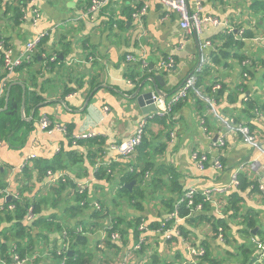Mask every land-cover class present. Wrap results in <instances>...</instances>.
Returning a JSON list of instances; mask_svg holds the SVG:
<instances>
[{
	"label": "crops",
	"instance_id": "crops-1",
	"mask_svg": "<svg viewBox=\"0 0 264 264\" xmlns=\"http://www.w3.org/2000/svg\"><path fill=\"white\" fill-rule=\"evenodd\" d=\"M139 1L149 3L147 16L141 22L131 18L123 28L120 22L126 19L123 17L126 14L124 11L131 5L135 7ZM35 4L41 11L36 25L32 24L30 16L20 24H15L8 16L0 15V25H4L3 37L13 45L14 56L20 54L26 42L35 38L40 31L47 32L36 50L38 60L25 69L15 71L12 76L14 84L22 82L30 88H37L38 107L31 99L22 112L21 103V120L34 121L24 146L12 147L7 141L0 142V180L6 186L5 190H0V208L7 201V196L18 198L24 192L43 202L45 216L54 218V222L59 221L64 226L72 225L78 218L69 209L75 203L71 195L73 192L71 189L60 195L51 192V187L56 185L51 186V182L57 173H63L65 178L68 175L77 184L89 182L88 188L93 186L91 201H105L112 214L128 219L137 215L155 220L166 217L162 201L164 198H178V194L172 193L166 186L172 185L173 173L184 190L189 187H195L199 191L227 187V193L235 188L231 184L234 174L245 173L259 184L260 191L243 196L248 207L259 210V223L254 230H264V64L261 63L264 60V37L258 36L247 41L242 50L248 54L244 63L232 59L231 67L213 66L215 75L228 76L222 80L221 85L225 84L226 92L220 101H215L214 106H200L196 98L190 95L177 109L174 125L168 129L157 121L148 120L147 128L153 137L150 158L163 163L166 175L160 177L162 181L154 186L159 188L155 191L157 196L150 194L148 204L141 211L128 205L130 203L127 200L118 199L117 191L122 174L130 169V160L137 156L135 164L143 163L136 154L123 159L112 149V145L126 140L133 134L137 124L152 112L144 115L136 103L124 95L131 94L130 90L137 80L139 83L157 75L164 78L163 87L158 82L161 90L171 93L179 90L190 74L198 69L202 70L204 60H210V52L221 41L209 46L204 43L206 40L212 42L210 37L222 33L224 27L209 26L203 32L185 34L180 26L179 13L169 10L161 0H122L121 4H114L94 14L85 10L88 0H35ZM249 4V0H204L203 14L218 16L234 22L236 26L251 25L248 21L253 23L254 20L248 11ZM83 12L86 17L78 18ZM55 53L61 56L63 62L56 60V57H49ZM130 54L135 58H144L151 66L149 72L152 73L146 74L139 63L137 65V62L128 60ZM167 57L175 58L176 64L171 70L160 68L161 60ZM245 62L252 72L251 76L242 74ZM2 67L0 62V69ZM136 67L141 74L134 81L130 79V75L131 70ZM33 75L36 77L35 81ZM210 81L207 83L210 84ZM147 85L154 88L150 80ZM202 89L204 98L213 96ZM88 97V107L80 111ZM248 97L259 98L256 108L260 109V114L256 113L258 116L252 119L244 112ZM44 116L68 126L73 136L93 133L103 140V144L98 147L90 145L83 138L72 139L62 131L48 133L41 130L40 121ZM242 120H250L256 125L257 128L253 131L258 137L257 145L245 142L236 131V123ZM89 149L96 152L95 158L88 157ZM73 150L83 154V157L75 160L73 167L71 166L72 171L60 167L58 158L62 156L67 163L68 154ZM194 150L205 152L212 159H208L201 168L192 158ZM218 156L221 158L222 168L214 163V158ZM55 160L60 170H56L53 175L48 174L50 170L46 174L41 170V174L38 163L43 168L45 164ZM98 162H101L100 166L107 167L112 174L111 178L91 179ZM154 177V171L150 172L146 180L150 183ZM149 183L141 187L148 188L151 192L155 188ZM221 194V197L226 195ZM119 203L125 204L126 208ZM243 207L242 214L248 211ZM92 210L93 206L87 211L88 214ZM238 218H234L232 223L231 234L234 237H239L237 230L244 225L241 222L243 219ZM88 221L97 222L90 217ZM209 229L208 225H201L194 230L208 238ZM51 233L54 236L52 239L55 238L58 235L57 228L54 227ZM165 234L166 238L179 237L177 228ZM97 235H100L99 231L93 237L97 238ZM155 236L151 237L156 238ZM132 238L133 229H130L127 246L122 253H118L116 262L130 260L131 256L125 254L135 243ZM162 238L157 236L159 244L155 248L168 250L170 254L176 251L186 256L188 253L189 242L178 238L173 244L164 246L165 238ZM256 238L259 239L255 236ZM96 260L99 261V258Z\"/></svg>",
	"mask_w": 264,
	"mask_h": 264
},
{
	"label": "trees",
	"instance_id": "trees-1",
	"mask_svg": "<svg viewBox=\"0 0 264 264\" xmlns=\"http://www.w3.org/2000/svg\"><path fill=\"white\" fill-rule=\"evenodd\" d=\"M29 1L30 0H0V15L8 16L9 20H12L13 23L20 24L26 20L24 15L26 10L29 9ZM249 1L250 4L248 11L254 20L253 23L248 21V24L251 25L245 26L243 24H238L236 26L234 22L230 21L234 28L232 31L227 27H224L222 33H217L216 35L211 36L210 39L212 40V43L217 41L221 42L220 45L216 46L210 52V60H204L205 63L202 70L200 71V69H198L194 74H190L191 76L195 75L197 77L195 86L189 89L186 97L173 105L170 112L163 115L155 114L150 118L151 122L157 121L167 129L171 125H174L177 109L190 95L196 98V102L200 106L207 104L210 105L207 100L208 98H213L214 101H220L223 98L221 96L226 92V87L225 84L221 86L222 80L228 76L221 74L215 75L214 69H212L213 66L222 65L225 68L231 67L232 59H237L240 63H244V61L248 59V54L242 52V50H244L247 41L253 40L258 36H261L260 38L264 37V0ZM121 2L111 3L104 7L100 12L114 4L119 5ZM90 4L91 0H88V5L85 10H87ZM146 4L148 5L149 12V3L143 1H139L135 7L131 5L126 8L124 11L126 14L123 16L124 18L126 17V19H123V21L120 22V25L124 28L131 18L136 19L134 14L139 12ZM3 30L4 25H0V41H6L4 43V49L13 48V45L10 44L9 40L3 37ZM241 30H243V33H240ZM4 57L5 53L0 49V62L3 65L2 69H0V85L2 80L8 75V71L4 68ZM38 57V54H35L31 60L24 61L20 67L16 68V71L27 68L32 62L37 61ZM49 57L51 59L56 57V60H61V56L57 53H55L54 56L49 55ZM170 58L173 57H167L165 59L169 60ZM173 59L175 60V58ZM48 62H50V59ZM138 63L141 66L140 62H137L136 64L138 65ZM200 63L201 65L203 64L202 62ZM261 63L264 64V60H261ZM244 66L242 74H244V76H251L252 72L249 70V66L246 65V62ZM150 68V65L147 69L143 68L146 74L152 73V71L149 72ZM131 71V80L135 81L140 78H137V76L141 74V72L137 70V67L133 68ZM14 74L15 72L11 73L10 77L12 78ZM32 78L34 81L36 80L34 75ZM144 78L145 77L143 76L142 79ZM142 81L138 83L137 80V82L134 83V89L140 85ZM208 81H210V84L207 83ZM12 83V81L7 83L6 93ZM215 84H220L221 88L219 90H214L212 86ZM182 86L183 84L180 88ZM202 88L205 89V93H211L213 96L204 98L202 96V93H204ZM36 89V87L30 88L26 84V104L33 99L34 105H38V93ZM134 89L130 90V93H132ZM22 95V85L13 83L8 109L0 112V142L7 141L12 147L24 146L29 132L32 130V126H34V121L26 122L21 120L20 108ZM5 100L6 95L0 99V109L5 106ZM258 102L259 98L248 97L244 112L248 114L250 119L258 116L256 114L257 109L260 114V109L256 108ZM37 113L38 111L36 109V114ZM242 121H239L240 123L236 124H246L252 130H256V125L250 120ZM66 130V134L74 139L73 132L68 126H66ZM167 135L169 136L170 132H168ZM91 137L92 138L88 137V139H83H86L90 145L95 144L98 147H101L103 140L97 135ZM152 139V133H149L148 128L146 127L145 135L141 144L138 146L136 152L131 155H138L140 161L144 165L141 163L135 164L137 156L131 159V164L129 163L130 166L128 167V169H130L122 174L117 191L118 199L127 200L130 203L128 205L141 211L144 210L145 206L148 204L147 199L150 194L157 196L155 191H158L159 188L154 186L157 185L158 181H162V178L160 177L164 174L166 175L163 163L150 158L152 156V150H150ZM154 151L156 150L154 149ZM87 153L90 159L96 157V152L92 149H89ZM203 153H200V155ZM82 157L83 154L73 150V152L68 154L67 163L62 156L57 160L60 167L72 171L71 166L73 167L75 160L81 159ZM218 157L221 162L220 156ZM208 159L211 160L212 157L210 158L208 155ZM92 163H94V160H92ZM58 164L55 160L53 163L45 164V167L42 168L40 163H38V168L40 169V172L42 170L44 174H46L48 170H52L54 173L56 170H60ZM131 168H133V170H131ZM153 171L155 177L149 183L146 179L149 176V173ZM244 174L245 173L239 174L240 184L236 186L232 192H226L225 197H221V193L216 194L217 196L215 199L220 206L219 210L216 207V203L206 199L201 191L195 194L194 201L191 204H189L188 200H182L188 188L184 190L182 186L179 185L176 174L173 173L172 185L167 184L166 186H168V189H170L172 193L178 194V198H164L162 201L166 217L155 220H149L137 215H134L130 219L120 215H114L109 211L108 204L103 200L97 201L100 203L101 208H96L95 202H92V199L90 198L93 186L90 185L88 188L89 182H84L83 184H86L87 188L81 192L79 190V183L77 184L72 177L70 178L67 175L66 180H59L55 182L56 185L54 186L52 185L55 183L51 184V192L60 195L64 191L71 189L73 192L71 195H73L75 203L69 209L77 215L76 217L78 218L75 219L74 222L72 221V225L64 226V224H61L59 221L54 222V218L47 217L43 214V202L38 199V197H32L23 192L16 199L7 200L4 206L0 208V257L4 259V264H12L15 255H18L20 258H30L29 264H264V259H262L263 251L257 248L258 242L264 244V230L262 228L258 231L256 230V233L253 232L259 223V210L251 206L248 207L245 204L246 202L243 196L244 194H248L249 196L250 193L260 191V188L257 181L251 180ZM95 177L97 179L111 178L112 174L107 170V167L99 166L94 170L91 179L94 180ZM133 180H136V183L132 188L128 187L127 184ZM1 182L2 181L0 180V190H5L6 186L2 185ZM148 183L153 184V189L155 188V190L150 192V189L141 187V185H147ZM248 191L249 193H247ZM10 204L14 205L13 209H10ZM119 205L126 208V205L123 203H119ZM92 206L93 210L88 214L87 211L92 208ZM199 206H202V208L199 209ZM243 206H245L248 211L242 214V209H244ZM30 209H32L34 213V219L31 221L27 219ZM89 217L97 222H89ZM234 218L243 219L241 222L244 225L237 230L239 237H234L231 234ZM143 219L146 226L145 230L140 229ZM201 225H208L210 227L208 238L195 232V227L198 229V226ZM54 227L57 228L58 235L52 239L53 235L51 232ZM104 227L107 229L104 238H101L100 235H97V238L93 237L96 229L100 230ZM174 228H177L179 237L175 236L166 238L165 233L167 231L171 232ZM130 229H133L132 240L135 241V243L132 244L130 251L125 255H130L131 258L124 263L116 262L118 253H122L125 246H127ZM221 232L223 234V240L219 237ZM112 233H118L119 238L114 240L112 238ZM150 235H156V238L157 236H160L161 238L163 237L162 239L165 238L164 246L171 245L176 242L178 238H182L184 242L190 243L188 248L190 246L195 249L203 248L205 252L194 258L190 257L189 250L186 256L181 252L176 253V251L174 254H170V251L168 250H159V248H155L159 242L156 238H153ZM255 236L261 240L257 238L255 239ZM141 239H143V241H140ZM153 242L156 245L153 244ZM138 244L139 247L137 248ZM68 245L69 249L67 250ZM70 250H72V254H69ZM97 258H99V261L96 260Z\"/></svg>",
	"mask_w": 264,
	"mask_h": 264
},
{
	"label": "built area",
	"instance_id": "built-area-1",
	"mask_svg": "<svg viewBox=\"0 0 264 264\" xmlns=\"http://www.w3.org/2000/svg\"><path fill=\"white\" fill-rule=\"evenodd\" d=\"M203 1L204 0H193L192 2H189V0H161V2L169 9L177 11L180 15V26L182 30L185 32V34L192 35L194 32H203L206 27L209 26H223L227 27L230 31H232L234 28L230 21L223 20L218 16H214L211 14H203ZM121 0H91V4L88 7V12L90 14H94L95 12L101 11L104 7L108 6L111 3H120ZM29 9L26 10V13L24 17L29 19V16L31 18L32 24L36 25L39 22L40 19V9L36 7L35 0L29 1ZM148 13V5L146 4L144 7L140 9L139 12H136L134 14V17L138 21H142V19L147 15ZM86 17L84 12L82 15L78 16V18ZM240 33H243V30L240 31ZM47 34L45 31H40L35 38H33L30 41H27L23 51L14 56L13 54V48L4 49V43L5 40L0 41V49L4 51L5 57H4V68L8 71V75L2 80V83L0 85V99L5 97L6 95V88L7 83L12 81V78L10 77V74L16 71V68L20 67L24 61H29L32 59V57L35 56L36 50L38 48V45L40 44L42 38ZM205 46L212 45V42L209 40H206L204 43ZM128 60L140 62L142 68L147 69L149 67V64L147 61L142 57L135 58L133 55H128ZM175 65V60L173 58H170L169 60L162 59L160 62V68L165 70H171ZM247 76V75H245ZM197 81V77L195 75H190L186 78V80L183 83V86L176 91L170 98L165 101L163 98L154 95L155 102L159 101L161 103V106H159V109L155 112H152L150 115H148L146 118H143L138 124L136 129L134 130L133 134H131L126 140L122 141L121 143H115L112 145V149L119 153V155L125 159L130 157L132 154H134L138 148V146L141 144L144 135L145 130L147 127V122L150 118H152L155 114L163 115L172 110V107L174 104L178 103L182 98L186 97L189 89L193 86H195ZM131 83V82H130ZM132 84V83H131ZM221 88L220 84H215L213 86L214 90H219ZM208 102L210 103V106L215 105V101L213 98H208ZM256 112L259 114L258 109ZM40 128L41 130H44L48 133H52L54 130L62 131L64 133H67L66 126L59 124L57 122H53L50 120L47 116H44L42 120L40 121ZM236 131L240 133L243 137V140L245 142L251 143L253 145L258 144V137L255 132L246 124H238L236 127ZM95 134L93 133H84L77 136H73L75 140L82 139V138H88ZM221 144H223V141H221ZM216 145V143L214 144ZM192 158L198 162L201 168L204 167L205 162L208 160V154L203 153L200 155L198 151L192 152ZM214 163L216 166L221 167V162L219 160V157L214 158ZM101 165V162H98L96 167L98 168ZM133 170V168H131ZM49 175H53L54 173L52 171L48 172ZM59 180H66L65 175L63 173H57L56 177L53 179L51 184L59 181ZM232 186L236 187L240 184L239 181V174L235 173L232 182ZM87 188L86 184L79 183V190L83 192ZM197 192H200L195 187H189L188 190L185 192L184 197L182 200H188L189 204H191L194 201V196ZM203 196L216 203V207L220 210V206L217 204V200L215 197L217 196V193H226L227 187H216V188H209L204 189L201 191ZM10 209L14 208L13 204H10ZM95 207L100 209L101 205L99 202L95 201ZM202 206H199V209H201ZM28 220L34 219V213L32 209H30L29 214L27 215ZM146 226L144 223V219L141 222L140 229L145 230ZM81 230V228H80ZM170 231H167L168 233ZM101 238H104L107 229L104 227L102 230H99ZM220 239L223 240V234L220 233ZM112 238L114 240L119 238L118 233H112ZM140 241H143L141 239ZM139 247V244L137 245V248ZM257 248L259 250H262V259H264V244L258 242ZM69 249V245L67 250ZM205 252L203 248L195 249L194 247H189V254L190 257L194 258L198 255H202ZM30 258H20L18 255H15V258L13 259L12 264H29ZM0 263H5L4 259L0 257Z\"/></svg>",
	"mask_w": 264,
	"mask_h": 264
},
{
	"label": "water",
	"instance_id": "water-1",
	"mask_svg": "<svg viewBox=\"0 0 264 264\" xmlns=\"http://www.w3.org/2000/svg\"><path fill=\"white\" fill-rule=\"evenodd\" d=\"M163 79L164 78L162 75H157L155 77L146 78L142 81L140 85L135 87V89H134L135 85H133L132 88L135 90L134 92H132L131 94H125L124 96L127 99L134 101L144 115H148L151 112H155L159 109V106H161V103L159 101L155 102L154 95L159 96L163 98L165 101H167V99L175 93V92L171 93V92H166L164 90H161V88L158 85V82H160L163 87L165 85ZM149 80L153 82L154 88H151L147 85V82ZM16 83L22 85L23 87V99H22V112H23L26 106V84L22 82H16ZM12 86H13V83L9 86L7 90L5 106L0 109V112H3L4 110L8 109ZM93 92L91 93V95L93 94ZM89 102H90V97L87 98L84 106L80 109V111L86 110ZM37 107L35 108V110L37 109ZM135 183H136V180H133L132 182L128 183L127 186L132 188V186ZM12 199H16V197L14 198L12 195L7 196V200H12ZM253 232L256 233V230H254ZM72 253H73L72 250H70L69 254H72Z\"/></svg>",
	"mask_w": 264,
	"mask_h": 264
},
{
	"label": "rangeland",
	"instance_id": "rangeland-1",
	"mask_svg": "<svg viewBox=\"0 0 264 264\" xmlns=\"http://www.w3.org/2000/svg\"><path fill=\"white\" fill-rule=\"evenodd\" d=\"M65 26H62V28H64ZM264 36V35H263ZM99 230H96V231H94V234H93V236L95 235V233L97 234V232H98Z\"/></svg>",
	"mask_w": 264,
	"mask_h": 264
}]
</instances>
